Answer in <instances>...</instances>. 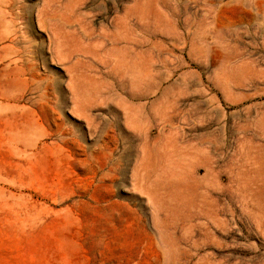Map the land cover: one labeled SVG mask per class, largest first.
<instances>
[{
	"label": "rangeland",
	"instance_id": "rangeland-1",
	"mask_svg": "<svg viewBox=\"0 0 264 264\" xmlns=\"http://www.w3.org/2000/svg\"><path fill=\"white\" fill-rule=\"evenodd\" d=\"M0 264H264V0H0Z\"/></svg>",
	"mask_w": 264,
	"mask_h": 264
}]
</instances>
